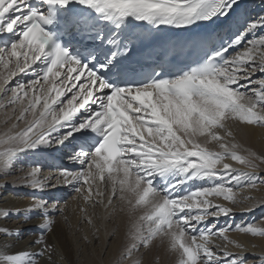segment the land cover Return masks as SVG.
<instances>
[{
  "label": "snow or ice",
  "instance_id": "1",
  "mask_svg": "<svg viewBox=\"0 0 264 264\" xmlns=\"http://www.w3.org/2000/svg\"><path fill=\"white\" fill-rule=\"evenodd\" d=\"M0 113V264H73L78 200L128 216L110 264H264V0H0Z\"/></svg>",
  "mask_w": 264,
  "mask_h": 264
},
{
  "label": "bare ground",
  "instance_id": "2",
  "mask_svg": "<svg viewBox=\"0 0 264 264\" xmlns=\"http://www.w3.org/2000/svg\"><path fill=\"white\" fill-rule=\"evenodd\" d=\"M249 11H251V9H249ZM3 120H4V114L0 113V131H3ZM238 141L246 146L252 147L258 151H264V130L261 129H245V134L244 135H238L237 137ZM50 160V159H49ZM48 160V161H49ZM46 165L47 166H51L47 161H46ZM19 174V173H17ZM8 191H13L11 188ZM18 192H23L26 190L20 189V190H16ZM5 195H7V192L4 193ZM45 195L48 198H56L58 200L64 201V200H68L69 199V191L63 188H58V189H52L50 191H48L47 193H45ZM240 197L243 196H252L256 199H261L264 198V188H261L258 191H241L239 193ZM15 202V201H13ZM214 202H219L224 204L225 206H230L228 204V202L220 200V201H214ZM24 203L26 204V201H24ZM77 205H82V201H70V205H69V210L67 212V215L69 216V222L67 225L64 224L63 220L61 218H58L60 220V226H61V232L58 233L60 241L66 246L67 249L70 250L71 254H72V260H73V264H95L96 262V254L92 253V251H95L94 249L90 250V254L88 255L89 249L92 246L93 242L96 241V239L98 238V231L100 230V235L99 237L102 240V248L101 251L99 252L100 255L104 256L105 255V250L103 251L104 248V244H106V242L108 240H110L114 234H111L110 230H109V225H113L117 220L116 217L118 216V213L120 212L119 210V204L117 203L115 205V212L113 211L112 208H109L107 210H105V208L101 207H95L93 209H91L92 205L89 204L86 206V213H80L77 209ZM96 211L94 212L93 216H95V218H92L93 223L90 225L87 223V219L90 217V213H92L91 211ZM101 212L104 213V217H103V221L102 219H100V223H99V219L97 218V213ZM122 213V212H120ZM92 215V214H91ZM101 215V214H100ZM264 215V210L261 209H257L255 212L253 213H242L241 211H239V209L237 208L235 210V220L234 223H245L248 221H252L254 218L258 221L259 218ZM106 217L109 220L107 226H105V221H106ZM101 218V217H100ZM221 221H223L224 219H226L225 217H221L220 218ZM107 220V221H108ZM111 220L113 222H111ZM101 222L103 224H101ZM4 225L7 227H10L12 229H15L18 224L16 223V218L15 217H9L7 221L4 222ZM83 226H91L90 230L91 232H94L93 234L88 233L87 231H84L83 233H78V229L80 227ZM108 228V229H107ZM87 238V240L85 241L84 238ZM73 238L75 240H73ZM229 239L233 240L234 242L237 243H242L244 245L249 246L248 250L245 252V256H247L250 260L254 259L256 256L260 255L261 252H264V240H261L259 237L257 238H252L250 236H246L244 234L241 233H237V232H233L229 234ZM126 238L117 241L113 247H112V254L111 257H109V260H115L116 257L119 255V252L121 250V248L123 247L124 243H125ZM256 245V247L253 249L252 247H250V245ZM18 247L23 248L24 247V243L21 242L18 244ZM88 250V251H86ZM233 252H236V249H230ZM169 254V253H168ZM170 259L173 262V257L169 254ZM106 257H108V254L106 255ZM88 259H92L91 261H89Z\"/></svg>",
  "mask_w": 264,
  "mask_h": 264
},
{
  "label": "rangeland",
  "instance_id": "3",
  "mask_svg": "<svg viewBox=\"0 0 264 264\" xmlns=\"http://www.w3.org/2000/svg\"><path fill=\"white\" fill-rule=\"evenodd\" d=\"M91 209H93V207H91ZM91 212L92 213L89 214L90 217L95 218V216H93L94 215L93 213L96 211L94 210ZM103 217H104V213H101V212L97 213V218L99 219L98 220L99 223H100V219H102V221H103ZM107 220L108 219L106 217V221L104 222L105 226H107V224L109 222V220L108 221ZM116 220L117 221L113 225H109V230H110L111 234H114V235L110 240H108L106 242V244H104V248H103V251L105 250L104 256L100 255V253H99L101 251L103 244H102L101 238L99 237L101 232H100V230H97L98 231V238L96 239L95 242H93V244L90 247L89 252H88V255H89L90 250H92V249L95 250V251H92V253L96 254L95 264H110L109 257H111V254H112L111 250H112L113 245L117 241H120V240L127 237V232H128L129 227H130V221H129L128 216L125 213L119 212L118 216L116 217ZM111 222H113V221L111 220ZM101 224H103V223L101 222ZM90 227L91 226L80 227L78 229V233H83L84 231H87L88 233L93 234L94 232H91L92 229L90 230ZM73 240H75V239L73 238ZM125 242H126V240H125ZM157 244H159V242H157ZM86 251H88V250H86ZM107 254H108V257H106ZM157 257H158L159 264H173V262H170V261H172L171 259L169 261L168 258H170V256L163 246L153 247L152 251L148 253V256L143 257V260L146 262L148 259H152L154 264H155ZM88 260L91 261L92 259H88Z\"/></svg>",
  "mask_w": 264,
  "mask_h": 264
}]
</instances>
